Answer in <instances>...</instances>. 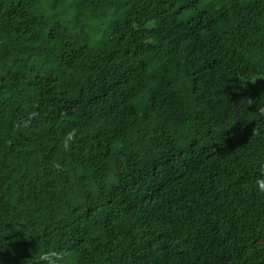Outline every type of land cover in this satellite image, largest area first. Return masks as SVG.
Here are the masks:
<instances>
[{"label": "trees", "instance_id": "1", "mask_svg": "<svg viewBox=\"0 0 264 264\" xmlns=\"http://www.w3.org/2000/svg\"><path fill=\"white\" fill-rule=\"evenodd\" d=\"M264 0H0V264H264Z\"/></svg>", "mask_w": 264, "mask_h": 264}, {"label": "clouds", "instance_id": "2", "mask_svg": "<svg viewBox=\"0 0 264 264\" xmlns=\"http://www.w3.org/2000/svg\"><path fill=\"white\" fill-rule=\"evenodd\" d=\"M261 187L264 188V184H262ZM62 259V254L51 251L45 252L40 256V261L42 264H59Z\"/></svg>", "mask_w": 264, "mask_h": 264}]
</instances>
